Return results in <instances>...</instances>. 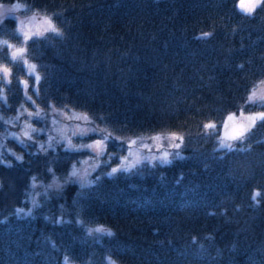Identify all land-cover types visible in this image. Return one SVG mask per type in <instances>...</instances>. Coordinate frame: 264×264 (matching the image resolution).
Returning <instances> with one entry per match:
<instances>
[{
	"label": "trees",
	"instance_id": "16d2710c",
	"mask_svg": "<svg viewBox=\"0 0 264 264\" xmlns=\"http://www.w3.org/2000/svg\"><path fill=\"white\" fill-rule=\"evenodd\" d=\"M6 1L46 14L60 30L23 41L21 58L40 76L28 96L83 111L107 139L87 183L51 189L27 214L15 207L24 204L29 180L63 174L87 150L7 139L17 154L0 152V264H107L106 255L121 264H264V121L217 143L225 114L264 111V100L246 99L264 77V6ZM0 22V63L9 68L0 96L12 107L25 100L20 78L31 72L3 42L19 40L13 17ZM204 32L213 35L200 39ZM154 132L182 135L181 154L108 171L123 136ZM85 224L114 235L89 233Z\"/></svg>",
	"mask_w": 264,
	"mask_h": 264
},
{
	"label": "rangeland",
	"instance_id": "374dc122",
	"mask_svg": "<svg viewBox=\"0 0 264 264\" xmlns=\"http://www.w3.org/2000/svg\"><path fill=\"white\" fill-rule=\"evenodd\" d=\"M236 3L237 7L242 10L239 7L241 0H237ZM243 4L245 5V10L242 11H247L248 8H253L254 0H243ZM17 5H19V7H17ZM5 16L13 17L15 31L19 36L18 41H16L17 39L12 40L10 38L3 39V42H7L5 44L10 59H13L12 53L16 51V49L22 48L23 41H25V33L30 37L49 27V25L45 23V18L50 19L46 14L30 8L21 1L0 2V20ZM13 60H21L31 72V79H25V81H27V85H25L24 78H20V82L24 85L25 100L17 101L12 107H9L7 100L0 96V152L4 155L17 154L7 142L8 138H12L21 143H31L34 145H48L53 147L58 144L65 147L84 148L87 150L86 154L72 162L63 174L59 175L52 172L45 180L33 178L29 180L24 204L15 207L16 213L27 214L30 212L33 205L37 204L42 198L48 195L51 189L60 187L67 181H76L80 184L87 183L90 179V173L97 167L105 153L107 135L105 131H101V129L96 127L91 122L88 115L81 110L58 106L52 103H48L47 105L35 103L31 99V96H28L29 87L34 88L37 82L35 81V76L38 75L37 70L31 67V65L34 64L21 58V54ZM3 78L4 73L0 71V94H4L1 84ZM262 79H264V77ZM261 80L249 91L246 98L247 100H262L260 97L264 96V84L261 83ZM249 97H252V99H249ZM37 109H39L40 112L39 116L35 114L32 116L28 115V112L35 113ZM256 112L260 111H238L236 113L225 114L218 125L219 131L229 122L237 118H241L247 128V126L252 123L248 121L246 117ZM229 115L234 116V119L229 121ZM84 117H87V119ZM29 125H31V127H29ZM33 128L36 129L35 132H33ZM94 132H96L97 135L87 139H81V136ZM24 133H28V137H31V139L26 137ZM172 133L175 132H154L138 136H123L121 138L123 149L119 151L118 158L109 164L108 171H111L113 168H127L136 163L137 160L164 162L165 157L170 160L172 157L180 155V140L172 141L170 139ZM154 137H160V139L155 140L153 139ZM96 141H102L103 143L99 146H95ZM132 141H135V143L133 144ZM231 142H233V139H226L219 136L217 143L218 145H226ZM90 144L94 145V147L89 148L88 145ZM160 149H162V151ZM125 157L127 159H125ZM2 160L7 161L4 156ZM72 172H75L76 175H70ZM99 227L108 229V227L103 224H85L86 230L88 232L92 230L91 233H97L95 229ZM105 258L107 264H121L112 259L109 255H106Z\"/></svg>",
	"mask_w": 264,
	"mask_h": 264
},
{
	"label": "snow or ice",
	"instance_id": "6c2138e0",
	"mask_svg": "<svg viewBox=\"0 0 264 264\" xmlns=\"http://www.w3.org/2000/svg\"><path fill=\"white\" fill-rule=\"evenodd\" d=\"M261 6H264V0H254V8H259V7H261ZM17 7H19V5H17ZM239 7H240L242 10H245V5L243 4V0H241V3H240V5H239ZM253 10H254L253 8H248V9H247V11H249V12H251V11H253ZM0 23H2V22H0ZM45 23H46L47 25H49V27L46 29V31H50L51 33H55V34H57V35L60 34V30H59L54 24H52V21H51L50 19L45 18ZM38 34H39V35H43V33H38ZM212 35H213L212 32H204V33L202 34V36L200 37V39L210 38ZM28 39H31V37H29L28 34L25 33V40H28ZM4 43H7V42L5 41ZM9 47H11V46H9ZM24 51H25L24 48H18V49H16V51H14V52L12 53V58H13V59H16L17 56H18L19 54L23 53ZM31 67L34 69V68H35V65H31ZM237 67H238L239 69H243V68H244V65H243V64H239V65H237ZM0 71H2V72L5 74L6 77H7V75L9 74V68H8L7 66H0ZM39 80H40V76H39V75H36V76H35V81H39ZM24 83H25V85H27V81H24ZM261 83L264 84V79L261 80ZM249 99H252V97H249ZM260 99L264 100V96L260 97ZM53 110H55V109H53ZM34 114H35L36 116H39V114H40L39 109H37V110L35 111V113H33V112H28V115H29V116H32V115H34ZM84 118L87 119V117H84ZM233 119H234V116H232V115H229V116H228V120H229V121H231V120H233ZM246 119H247L248 121H250L251 123H253V124H256L257 120H259V121H264V111L256 112V113L253 114V115H249V116L246 117ZM29 127H31V125H29ZM215 127H216V125L213 124V123H205V124L203 125V128H205V129H207V130L214 129ZM35 131H36V129L33 128V132H35ZM24 135H25L26 137H28V133H24ZM28 138L31 139V137H28ZM153 139H155V140H159L160 137H154ZM170 139H171L172 141H179V140L183 139V136H182V135H178V134H176V133H172L171 136H170ZM69 143H71V142H69ZM102 143H103L102 141H96V145H95V146H99V145H101ZM132 143L134 144L135 141H132ZM39 147L42 148L43 145H40ZM88 147H89V148H93L94 145H91V144H90V145H88ZM160 150L162 151V149H160ZM16 159H17V160H21L22 157H21V156H17ZM125 159H127V158L125 157ZM139 162H140L139 160L136 161V163H139ZM164 162H165V163H170V160H168L167 157H165ZM130 167H134V165H130ZM49 171L52 172L53 170H52V169H49ZM117 171H119V169H117V168H113V169H112V173H116ZM70 175L75 176L76 173H75V172H72V173H70ZM256 195L259 196V193H256ZM77 222L79 223V221H77ZM91 231H92V230H89V233H91ZM95 231H97V232H106L108 236H112V235H114V233H113L110 229H105V228H103V227L96 228Z\"/></svg>",
	"mask_w": 264,
	"mask_h": 264
},
{
	"label": "water",
	"instance_id": "95a60500",
	"mask_svg": "<svg viewBox=\"0 0 264 264\" xmlns=\"http://www.w3.org/2000/svg\"><path fill=\"white\" fill-rule=\"evenodd\" d=\"M246 130L245 123L241 118H237L229 122L224 128L219 132V136L226 139H234L241 136Z\"/></svg>",
	"mask_w": 264,
	"mask_h": 264
},
{
	"label": "flooded vegetation",
	"instance_id": "af4514ba",
	"mask_svg": "<svg viewBox=\"0 0 264 264\" xmlns=\"http://www.w3.org/2000/svg\"><path fill=\"white\" fill-rule=\"evenodd\" d=\"M1 66V65H0Z\"/></svg>",
	"mask_w": 264,
	"mask_h": 264
}]
</instances>
